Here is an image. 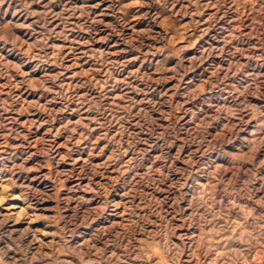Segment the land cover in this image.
I'll use <instances>...</instances> for the list:
<instances>
[{
  "label": "rangeland",
  "instance_id": "374dc122",
  "mask_svg": "<svg viewBox=\"0 0 264 264\" xmlns=\"http://www.w3.org/2000/svg\"><path fill=\"white\" fill-rule=\"evenodd\" d=\"M261 14L0 0V264H264Z\"/></svg>",
  "mask_w": 264,
  "mask_h": 264
},
{
  "label": "clouds",
  "instance_id": "9594fccd",
  "mask_svg": "<svg viewBox=\"0 0 264 264\" xmlns=\"http://www.w3.org/2000/svg\"><path fill=\"white\" fill-rule=\"evenodd\" d=\"M260 2H261V8H264V0H260ZM258 14L260 13L258 12ZM261 19H264V14H261ZM27 260H29V257L27 256L24 257L23 260L21 261V264H25Z\"/></svg>",
  "mask_w": 264,
  "mask_h": 264
}]
</instances>
